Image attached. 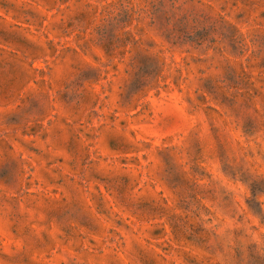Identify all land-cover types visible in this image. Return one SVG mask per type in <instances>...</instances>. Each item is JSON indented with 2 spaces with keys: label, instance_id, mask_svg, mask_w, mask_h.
I'll return each instance as SVG.
<instances>
[{
  "label": "rangeland",
  "instance_id": "rangeland-1",
  "mask_svg": "<svg viewBox=\"0 0 264 264\" xmlns=\"http://www.w3.org/2000/svg\"><path fill=\"white\" fill-rule=\"evenodd\" d=\"M0 264H264V0H0Z\"/></svg>",
  "mask_w": 264,
  "mask_h": 264
},
{
  "label": "trees",
  "instance_id": "trees-1",
  "mask_svg": "<svg viewBox=\"0 0 264 264\" xmlns=\"http://www.w3.org/2000/svg\"><path fill=\"white\" fill-rule=\"evenodd\" d=\"M173 3H174V5L176 6V2L178 1V0H171ZM161 4L162 5H164V2H161Z\"/></svg>",
  "mask_w": 264,
  "mask_h": 264
}]
</instances>
